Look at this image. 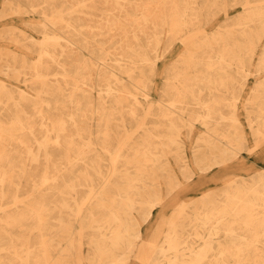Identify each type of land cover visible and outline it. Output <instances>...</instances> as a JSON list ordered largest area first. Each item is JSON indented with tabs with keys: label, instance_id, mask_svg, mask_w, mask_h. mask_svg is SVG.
I'll return each mask as SVG.
<instances>
[{
	"label": "bare ground",
	"instance_id": "1",
	"mask_svg": "<svg viewBox=\"0 0 264 264\" xmlns=\"http://www.w3.org/2000/svg\"><path fill=\"white\" fill-rule=\"evenodd\" d=\"M230 3L244 6L233 25L225 0L5 1L2 16L34 15L28 24L38 36L21 31L9 38L39 58L32 66L16 53L5 59L8 73L29 80V89L0 80V264H73L80 224L94 230L79 236L87 238L94 264H128L141 234L131 210L146 191L139 177L147 164V175L168 178L171 194L175 169L160 164L167 153L185 180H200L215 166L245 168L242 152L264 148V52L251 66L264 37V0ZM177 40L185 52L166 70L151 117L138 125L137 99L151 96L164 41L168 48ZM197 129V140L188 142ZM158 163L165 171L156 170ZM219 185H204L191 205L182 203L156 257L139 261L264 264V168ZM155 199L151 209L162 201Z\"/></svg>",
	"mask_w": 264,
	"mask_h": 264
},
{
	"label": "rangeland",
	"instance_id": "2",
	"mask_svg": "<svg viewBox=\"0 0 264 264\" xmlns=\"http://www.w3.org/2000/svg\"><path fill=\"white\" fill-rule=\"evenodd\" d=\"M5 1L6 0H0V13L1 10L4 8L5 6ZM231 0H225V10L227 13V21H229L230 23L233 24H237V22L239 21L237 15L239 14V12H243L244 6L240 5L239 7H233L232 3H230ZM233 7V8H232ZM6 19V20H5ZM35 19L33 14H24V15H8V16H2L0 14V70L3 69L4 71L0 72V80L4 82L5 85H13L15 86V90H20V89H29L30 86V81L29 80H24V77L21 76H14L11 73H8L7 71V64L5 59L8 58V56L12 53H16V55H23L25 58H27L29 60V62H31V66L38 61L39 56L32 52L31 50H26L22 47H20L13 39H10L9 36H18L20 35L22 32L24 31L27 33L28 36H38L37 34H34L33 32H31V29L29 27V20ZM219 20L223 19V16H219L218 17ZM4 20V21H3ZM7 29H12L15 33H12L14 35H12L9 31H7ZM163 47L166 49L165 54L163 57H161L157 63H156V68L155 71L153 72V75L151 77V96L148 98H143L142 96H139V98L137 99L140 102V105L142 107L141 110V114L137 116V123L138 125H142L144 123V121L149 120V118L151 117L149 114V111L152 110L158 102V97L160 96L164 85L166 84V70L171 67L176 61L181 60L182 58V54L185 52V46L184 44L177 40L173 43V45L167 47V41H164ZM149 48H154V45H151ZM264 52V37L263 39L260 40V42L257 45L256 48V53L254 58L251 61V66L255 67L256 63L258 61V58L260 57V55H262V53ZM84 56L83 57H88L87 53H83ZM29 65V64H28ZM248 86L246 87L247 92L245 94L248 93L250 86H252L254 84V78H251L248 81ZM130 100V99H129ZM130 104V103H127ZM106 105H113V103L107 102ZM239 120L241 122V124L243 125L244 130L246 131L248 140H247V147H251L253 145V135H252V131L249 125V121L247 119L246 116V112L245 110L242 108V106L240 105L239 108ZM90 126L92 129V124L93 122L90 120ZM201 134L200 130L197 129L195 130L193 136H191L188 140V142H191V139L194 140V142L197 140V138L199 137V135ZM138 133L134 136L133 135V139L137 138ZM185 141V140H184ZM188 142L186 141V146H188ZM115 150L112 149V151L110 153H114ZM189 152V150H188ZM20 153H22V151H20ZM257 151L255 153H250L248 152V149H245L242 154H241V158L244 159L243 155H246V159H244V161H249L248 163H250V165L247 168L241 169L239 171H236V174H239L238 176H235L236 180H240L241 179V175L242 177H246L247 176H253L256 175L257 171L259 169H263L264 168V160H262L261 162L259 161H255V156H253L254 154H256ZM45 153L42 154V159L39 166L34 165L33 168H36V171H39L41 169H43L44 166V162H45ZM167 158V160H165ZM249 158V159H248ZM162 159H164V161L160 162V164L162 165L163 162H167V163H171V165L174 167L175 171H174V175L172 174V177L174 178L175 176V190L169 194L170 192H168V178H166L165 176H162V172H159V175L156 176L155 178L157 179H153V184L156 187H160L162 188V194L166 195L167 197H165L163 199V196L161 197L162 202L164 201L163 206H159L158 208H156L153 212V217L151 218V220L146 223L143 226V233H144V240L145 241H151L152 239H154L155 237H158L160 234L163 233L165 226L163 225L165 223V219L167 220V230L170 227L171 221H175V218L177 217L176 212L180 209V205L182 203H187L188 205H191L192 200H196L199 198V196L201 195V192H195V190L193 189H181V191H179L178 195L176 196L177 193L173 194L177 189H180V187L184 186L185 183L187 181H189L190 179L185 180V178H183V168L180 167V164L177 163V161L175 160L174 156H172L170 153H167V156H163ZM147 164L148 168H151V166ZM30 167V166H29ZM29 167L26 169H29ZM156 167V170H162L159 169L157 167L159 166V163ZM101 168L105 171H108L110 168V163L108 161H104L101 163ZM224 167L221 168H216L215 170H212L210 172H208L207 174L203 175L202 178H200L199 181L204 182L207 187H213V186H220L219 184L221 182H223V180H225V178H227V176L231 172L232 170H235L234 168H232L231 170L227 171L229 173H225L227 176L224 177L223 174L220 175H216L218 173L219 170H222ZM130 171H133L132 167L129 169ZM165 171V170H162ZM223 175V176H222ZM144 176V175H143ZM142 176V177H143ZM231 177V176H230ZM196 180L197 177L195 178ZM221 179V180H220ZM124 178L121 175L120 176V181H123ZM25 183V181H23V184ZM193 186L194 184L196 185L195 181H193L191 183ZM112 193H116V189L113 188ZM173 194V195H172ZM172 195V196H171ZM179 196V198H177ZM179 199L178 203H175L177 200ZM156 204L155 206L160 205ZM135 207H139V205L137 204ZM192 206H190L188 208L191 209ZM131 212L136 216V218L138 219V212L135 208H133L131 210ZM76 225V224H75ZM189 227V226H187ZM76 235L74 236V254L72 256V261L73 264H79L80 263V256L83 253V249L86 248L87 251L89 252L90 250V244H88L87 238H81L79 237L80 234H84L86 236V234H90L93 235L94 234V230L92 229V226L90 227H86V228H82V225L80 224V226L78 227V229L75 231ZM98 234V233H96ZM99 237L96 236V240H102V235L98 234ZM141 238H139L138 240H136V244L138 246V244H142L143 240H140ZM193 244H195V247H197V244L202 243V240H197L192 242ZM61 245H66L68 244V242L64 239L61 240ZM137 246L135 247L134 251L138 250ZM149 255V253H147ZM173 254H171L170 256H172ZM58 256V252L55 251L52 255L51 258H56ZM128 256V255H127ZM137 258V252L136 253H129L128 256V262L131 261V259H135ZM163 259V258H161ZM160 259V260H161ZM133 261V260H132ZM90 262V261H89ZM136 264H142L139 260L135 261ZM80 264H87L86 262H82Z\"/></svg>",
	"mask_w": 264,
	"mask_h": 264
},
{
	"label": "crops",
	"instance_id": "3",
	"mask_svg": "<svg viewBox=\"0 0 264 264\" xmlns=\"http://www.w3.org/2000/svg\"><path fill=\"white\" fill-rule=\"evenodd\" d=\"M191 142H194V140L191 139ZM253 156H255V161L257 162L259 160V162H261L262 160H264V148L263 149H260L257 151L256 154H254ZM244 159H246V156H244ZM243 159V160H244ZM262 159V160H261ZM249 161H246V166L245 168H247L250 163H248ZM149 166V165H148ZM222 166H215L213 168H211L210 170H208L207 172L203 173V174H199L198 176L199 177H202L203 175L207 174L208 172L212 171V170H215L216 168H221ZM234 168V166H233ZM226 169H231V168H226ZM225 168H223L222 170H219L218 173L216 175H220V174H223L224 177H226L227 175L225 173H229L226 171ZM234 169H237V168H234ZM241 169H244V168H239L238 170H234L233 173H230L227 177L229 176H232L235 175V176H238L239 174H236L235 172L236 171H239ZM232 172V171H231ZM149 174V168L147 167V165L145 166V169H144V176L143 177H139V180L142 181L144 188H146L143 193V190H141V194H139L137 197H136V205L138 204L139 207H135V209L137 210L138 212V219L140 222H141V226H140V240H143L142 244H136L138 250L136 251H133V253H136L137 252V258L135 259H131V261L128 262V264H132V263H135V261L139 260L141 257L144 258L145 261H147L148 259H152L154 257H156L157 255V251L158 249L160 248V246L162 245V242H163V239L165 238L166 234L168 233L169 229L167 230V220L165 219V223L163 224L165 226V229L163 231L162 234H160L158 237H155L154 239H152L151 241H145L144 240V233H143V226L148 223L151 218L153 217V212L156 208H158L159 206H163L164 204V201L160 202L161 204L158 205V206H154L152 209L150 207V204L153 200H156L155 198L157 196H160L162 197L163 196V199L165 197H167L166 195L162 194V188L160 187H156L154 184H153V179H157V178H152L151 176L147 175ZM222 175V176H223ZM242 176V175H241ZM197 176L193 177L192 179H190L189 181H187L185 183L184 186H182L179 190L177 189L173 194L177 193L176 196L179 194L178 192L181 191V189H193L195 190V192H198L202 190L203 186L205 185L204 182H201L198 180H196ZM221 180V179H220ZM193 181H195L196 185L194 184V186L191 184ZM172 194V195H173ZM171 195V196H172ZM138 198V199H137ZM179 198V196L177 197ZM143 200V203L141 204L140 202ZM177 201L175 203H178L179 202V199H176ZM156 204H159V203H156ZM135 205V206H136ZM145 218V219H144ZM111 235V231H107V237H109ZM97 237H99L97 235ZM102 238L104 239V237L102 236ZM102 239V240H103ZM124 251V249L122 250ZM119 252L121 253V251L119 250ZM92 253V250H89V252L87 251L86 248L83 249V253L81 254L80 256V263L82 262H86L87 264H94L92 261H91V254ZM149 253V255L147 254ZM122 256V255H121ZM161 259V257H160ZM133 260V261H132ZM90 261V262H89ZM79 263V264H80Z\"/></svg>",
	"mask_w": 264,
	"mask_h": 264
}]
</instances>
